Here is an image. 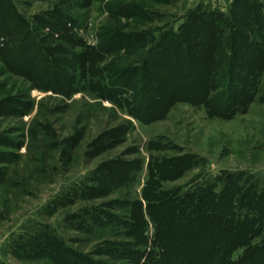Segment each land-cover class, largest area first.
I'll list each match as a JSON object with an SVG mask.
<instances>
[{"label": "rangeland", "instance_id": "1", "mask_svg": "<svg viewBox=\"0 0 264 264\" xmlns=\"http://www.w3.org/2000/svg\"><path fill=\"white\" fill-rule=\"evenodd\" d=\"M8 1L24 18V29L37 37L43 52L39 54L24 39V30L11 29L9 42L0 46V263L63 264L51 257L16 254L12 246L17 235L47 224L74 250L77 262L90 256L104 264H131L127 256L108 255L103 245L119 241L130 246L135 241L148 251L155 243L149 214L158 222L155 239L165 249L175 250L167 259L170 252H161L165 259L150 264H199L202 259L195 254L202 255L210 244L212 230L231 229L233 222L225 219L229 212L226 195L214 203L208 192H203L194 201L188 188L209 174L222 180L230 177L233 182L238 178L264 190V70L252 101L222 115L212 114L209 108L227 100L223 91L215 94L229 84L225 63L215 65L219 78L212 81L219 84L202 103L176 101L165 113L145 117L144 109L135 106L131 96L141 77V57L169 34L190 26L191 18L199 27L209 18H240L245 24L242 33L263 50L264 42L259 40L264 37V0L246 2L247 15L237 9L232 13L235 0ZM1 6L3 0L0 20L6 16L10 21L3 26H13L10 11ZM225 33L231 35L230 27ZM128 34L139 36L135 41L127 40ZM87 46L106 53L102 84L118 93L116 100L88 83L83 58L68 68L73 74L70 85L64 76L50 77L52 70L61 68L59 60L70 59L64 50L81 54ZM138 48L141 53L137 57ZM166 62L173 67V60ZM129 65H135L130 72L133 84L122 81L124 71H113ZM107 162L122 163L134 175L130 188L113 186L94 195H80L64 206L55 204L73 183L84 181L90 171ZM152 166L157 168L159 180L148 174ZM146 198L158 203L145 207ZM251 205L263 212L264 196ZM96 208L122 219L123 223L117 224L120 231L131 219L137 225L123 235L111 234V228L101 233L95 227L90 233L66 225V215L82 216ZM188 214L194 218L187 220ZM247 225L237 227L246 230ZM144 226L148 238L140 240ZM259 236L256 239H264ZM258 249L252 246L251 252ZM60 253L64 257L71 254ZM254 264L264 263L256 259Z\"/></svg>", "mask_w": 264, "mask_h": 264}, {"label": "trees", "instance_id": "2", "mask_svg": "<svg viewBox=\"0 0 264 264\" xmlns=\"http://www.w3.org/2000/svg\"><path fill=\"white\" fill-rule=\"evenodd\" d=\"M248 1L235 0L232 13L235 14L237 9L240 13L245 14L249 8L248 3H246ZM3 5L1 9L4 11L8 10L11 13V24L13 26L10 25L6 28L3 26L9 21L6 16H4L3 20H0V46H4L5 43L9 42L11 29L12 31L24 30V39L31 42L36 51L41 54L43 51H41L42 47L37 37L33 35L32 31H28L27 27L24 29L27 25L24 18L12 9V5L8 0H3ZM7 14L9 13L6 12ZM246 15L245 18L241 19L242 21L246 20ZM239 19L225 21L219 16L217 20L209 18L204 23V27H199L192 22L194 19L191 18L190 26H185L182 32L178 31L169 34L170 37L162 39L160 43L154 45V48H151L150 52L141 57L143 64V68H140L139 71L141 77L139 76L136 86L137 91L133 93L131 100L135 102V106L144 109L145 112L143 114L145 117H149V114L157 116L165 113L168 107L176 101L202 103L208 100L212 87H216L219 84L212 81L214 77L219 78L214 67L223 63L226 64L224 73L229 80V84L223 87V90H217L215 94L220 95L223 91L227 100L221 106H218L219 103L216 102V105L209 108V111L212 114L222 115L226 111L236 110L238 106H246L252 101L257 82L260 80V72L264 70V65L262 64L264 62V48L263 50L259 49L258 43L251 41L245 33H242L241 30L245 28V24H241ZM227 27H230L232 31L231 35H226ZM261 28H264V24ZM138 36V34H128L126 37L127 40L132 39L135 41ZM259 42H264V37L260 36ZM137 51L135 54L138 57L141 49L138 48ZM63 53L71 55L70 59L59 60L58 64L61 68L52 70L50 77L62 79L64 76L63 80H66L65 83L70 85L73 78L70 70L74 67V64L78 63L80 58H83L86 65L85 73L88 83L101 93L109 92L114 100L117 99L118 93L113 91V89L108 91L105 85L102 84L103 79H105L103 63L105 62L106 53L104 51L87 46L81 54L73 53L71 49H66ZM196 57L200 59H192ZM170 60L174 61L173 67L166 62ZM134 67L135 65H129V67L117 68L113 71H115V74L123 73L124 71L126 76H124L122 81L133 84L135 78L131 76L130 72L133 71ZM68 68H70L69 71ZM232 82L237 84L233 85ZM149 93L154 94V96ZM159 163L160 161L156 162V166ZM152 167L148 170V174L153 176V180H159L157 168ZM133 176L129 174L125 166L123 167L122 163L107 162L90 171L85 176L84 181L73 183L64 195L56 200L55 204L64 206L80 198V195H94L98 190L102 191L113 186L120 187L123 185L130 188ZM224 179L207 174L204 180H200L199 183L192 185L187 190L194 201L199 199L203 192H208L214 203H218L219 198L223 194L226 195L229 203V212L225 219L233 222L231 229L223 231L221 228H215L212 230L211 236L213 237L210 238V244L204 248L202 255L195 254L196 257L202 259L199 264H219L222 261L230 264H254L256 259H261V263H264V242L262 243L264 239H256V237H260V234L264 238V210L262 212L251 205L252 201H258L264 196V190L260 186L241 181L238 178H236L235 182L230 180V177L225 176ZM85 181L89 182V184ZM107 181L109 182L107 183ZM232 185L233 190H228ZM167 193L169 192H165V194ZM144 201L145 207L158 203L156 200L147 198ZM83 214L82 216H79L78 213L66 215L64 218L66 225L73 229H80L90 233L95 230V227L98 229L97 232L101 231V233H108V229L111 228V234L120 235L127 233V231L131 232L137 225V221L131 219L120 231L117 224L123 222L118 216L108 215V213L106 214L99 208L84 211ZM150 216L148 214V219L150 218L152 221V229L154 231L151 237L155 243L151 244L152 246H150L148 251H146L145 246L135 241H132L131 244L133 245L130 244V246H124V243L119 241H106L105 243L107 244L103 246L108 255L114 256V258L127 256L130 258L131 264H139V262L140 264L158 263V261L165 259L161 255V252L164 251L170 252L169 254L166 253V259L173 256L175 250L169 251V245L165 249L164 245L160 244L158 239H155L158 222ZM190 217L194 218L193 215L188 214L187 220ZM241 224H248V228L246 230L238 229L237 226ZM106 225L108 227H105ZM167 235L170 236L169 233ZM139 237L140 240L148 238L146 226L142 227ZM11 243L16 254L20 255L51 257L63 264H91V262L93 264H104L103 261L97 262L90 256H83L77 262V257L75 256L76 258H74L73 256L74 250L67 247L64 238L47 224H41L38 230H30L24 234L17 235L12 239ZM113 245L119 250L115 249ZM252 246H258L259 249L251 252ZM177 247L175 245L176 249ZM61 251L71 254L68 257H64L60 253ZM100 251H103V248ZM195 252L193 251V253ZM144 255L145 257H143ZM142 259L143 261H141Z\"/></svg>", "mask_w": 264, "mask_h": 264}]
</instances>
